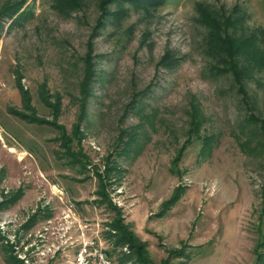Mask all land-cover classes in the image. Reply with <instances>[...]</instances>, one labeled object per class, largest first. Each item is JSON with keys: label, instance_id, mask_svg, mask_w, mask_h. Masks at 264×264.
I'll return each instance as SVG.
<instances>
[{"label": "rangeland", "instance_id": "obj_1", "mask_svg": "<svg viewBox=\"0 0 264 264\" xmlns=\"http://www.w3.org/2000/svg\"><path fill=\"white\" fill-rule=\"evenodd\" d=\"M19 1L0 25V264H71L78 224L110 249L114 221L146 264H264V125L247 121L264 120V72L247 95L204 76L199 21L238 6L264 34V0L112 4L103 19L102 0L0 7Z\"/></svg>", "mask_w": 264, "mask_h": 264}, {"label": "trees", "instance_id": "obj_2", "mask_svg": "<svg viewBox=\"0 0 264 264\" xmlns=\"http://www.w3.org/2000/svg\"><path fill=\"white\" fill-rule=\"evenodd\" d=\"M53 1L57 6H62L65 4L72 6L75 4L73 0ZM164 2L165 0H102L101 5L104 7L102 19L108 14H112L114 16H118L120 14L119 9H117L115 12L109 11L110 5L112 4L118 5L120 7L122 3H129L132 5L144 6L146 9L148 7L156 8ZM22 4L23 1H19L10 7L9 5H1L0 25L4 17L10 18L21 8ZM28 14V10L23 9L18 16L24 18ZM245 14L246 13H244L242 9L238 8V6H235L234 8L227 11L224 9L219 10L218 12L203 11L200 13L201 18L199 19L200 23L206 29V53L211 58L210 63H206V66L203 70V75L209 77L229 75L238 85V89L242 91L243 95H247L244 87H246L248 81L254 80L256 75L264 72V34L261 29L249 28V26L245 24ZM103 24L104 20L100 22L99 26H102ZM168 57L169 54L163 56L161 59V64L164 66H169L173 61L171 62V60H169L170 63L168 61L166 62L165 60H167ZM15 114L18 115L20 119L27 122H34L38 124L45 123L38 119H29L25 114ZM247 121L251 124L260 123V125H258L260 127H263L264 125L263 119H260V117L252 114L248 116ZM259 134L262 135V133ZM62 138L66 137L63 136ZM68 154L69 156L73 155V153H70V151H68ZM81 154L82 153H80V156L86 159V156ZM86 162L87 161L83 163L84 166ZM99 195L102 196V199H99L98 202L105 203L107 197L103 196H105L106 193L101 191ZM107 207L112 211H115V208L111 204L109 205L108 203ZM117 222L114 221L113 223H110V226L114 231H105L107 238H113L112 241L110 239V249H105L106 254L110 257L112 252H114L118 246L127 245L129 249H131L134 259H124L123 255L122 258L120 257L121 259H118L119 262L122 261V264H131L132 261L133 263L140 262L141 264H146L147 262L142 257L143 255L141 251V249H143V245L141 243H135L136 238L133 233L128 231L126 226Z\"/></svg>", "mask_w": 264, "mask_h": 264}, {"label": "built area", "instance_id": "obj_3", "mask_svg": "<svg viewBox=\"0 0 264 264\" xmlns=\"http://www.w3.org/2000/svg\"><path fill=\"white\" fill-rule=\"evenodd\" d=\"M65 215L68 217L74 215L72 205L66 207ZM78 228L81 240L77 243V250L71 264H115L106 254L97 229L88 227L87 223L78 224ZM90 230L91 232H87Z\"/></svg>", "mask_w": 264, "mask_h": 264}]
</instances>
